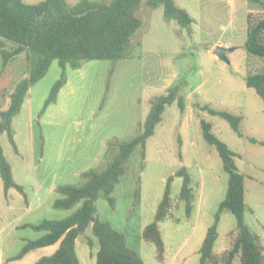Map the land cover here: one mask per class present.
Instances as JSON below:
<instances>
[{
    "label": "rangeland",
    "instance_id": "obj_1",
    "mask_svg": "<svg viewBox=\"0 0 264 264\" xmlns=\"http://www.w3.org/2000/svg\"><path fill=\"white\" fill-rule=\"evenodd\" d=\"M36 3L41 0H24ZM78 0H67L74 4ZM193 18L187 27L166 19L163 6L149 7L141 0L136 15L141 25L132 37L126 55L115 63L107 79L111 62L92 59L79 68L66 66V82L55 102L44 110L53 83L62 69L54 59L46 74L31 85L21 109L12 119L16 151L5 132L0 146L12 168L13 179L21 184L26 201L14 187L4 189L0 175V247L9 257L26 240L45 231L21 224H37L43 219H61L79 204L65 209L53 205L60 197L61 184L80 185L82 172L101 170L114 153L110 141L128 140L141 132L153 97L172 86H180L185 108L177 99L166 105L144 147L137 145L124 164L114 185L111 204L103 195L96 201L101 220L122 232L126 244L137 251L144 264H198L199 248L207 228L214 222L219 202L224 198L228 175L214 145L203 136L200 120L211 124V131L237 153L235 164L244 175V222L264 241V99L245 83L249 66L264 62L249 55L246 40L248 11H258L249 0H174ZM217 45L232 47L228 61L213 53ZM25 54L16 57L0 72V108L6 107L3 91L10 89L26 69ZM203 105L241 116L238 135L218 115L201 109ZM253 137L258 142H251ZM186 167L191 178L193 205L189 215L179 197L182 176L175 173ZM171 206L159 222L165 244V258L156 259L155 245L141 237L153 221L168 177ZM236 221L222 211L217 222L218 236L213 249L223 253L229 247V232ZM91 240V244L88 243ZM58 242L35 248L6 264H33L50 255ZM97 238L91 225L75 240L79 264H95Z\"/></svg>",
    "mask_w": 264,
    "mask_h": 264
},
{
    "label": "trees",
    "instance_id": "obj_2",
    "mask_svg": "<svg viewBox=\"0 0 264 264\" xmlns=\"http://www.w3.org/2000/svg\"><path fill=\"white\" fill-rule=\"evenodd\" d=\"M141 0H78L69 4L67 0H41L27 3L24 0H0V72L16 57L25 54L26 69L10 89L3 91L7 97L6 107L0 108V135L5 132L16 151L13 137L12 119L19 113L31 85L40 80L47 72L51 62L56 59L62 69L60 77L53 83L44 108L56 101L57 94L66 82L65 68H79L84 61L104 59L111 62L106 91L115 63L122 59L130 46L135 32L141 25L136 10ZM149 7L163 6L166 19H174L182 27L193 21L186 9L174 0H145ZM257 5L258 11H248L246 16V52L264 62V0H249ZM245 83L264 99V63L256 68L249 66ZM180 86L175 85L164 94L150 101V108L141 123L142 130L134 137L121 142L110 141L114 153L108 156L101 170L89 169L82 172L85 182L61 184L56 188L60 194L53 205L58 208L78 207L61 219H43L37 224L24 223L35 230L45 233L36 239L26 240L22 248L11 258L23 257L32 249L45 247L58 242V247L50 255L40 257L33 264H79L75 253L77 236L91 225L97 238L98 249L95 264H144L140 255L126 244L125 236L109 222L101 220L96 213L95 201L103 195L111 204L114 185L124 171V164L135 146L144 147L146 139L154 133L155 126L161 121L166 105L177 99L180 111L185 101L180 94ZM212 115L224 118L231 128L241 135L239 124L241 116L225 110H216L208 105L201 106ZM204 140L217 149L222 167L228 175L224 198L219 202L214 222L207 228L199 248L198 264H264L263 238L252 231L244 222L245 187L244 175L235 164L237 153L211 131V124L200 120ZM249 141L258 142L250 137ZM264 145V141H259ZM0 175L4 189L14 187L26 194L21 184L13 179L12 168L0 146ZM175 175L182 176L179 197L184 201L185 212L191 213L193 189L186 167L182 166ZM172 176L168 177L163 196L158 203L153 221L145 225L141 237L155 245L156 259L165 258V244L159 222L164 220L171 206L170 186ZM222 211L231 212L236 221L235 230L229 232V247L223 253L213 249L218 236L217 222ZM91 244V240H88Z\"/></svg>",
    "mask_w": 264,
    "mask_h": 264
},
{
    "label": "water",
    "instance_id": "obj_3",
    "mask_svg": "<svg viewBox=\"0 0 264 264\" xmlns=\"http://www.w3.org/2000/svg\"><path fill=\"white\" fill-rule=\"evenodd\" d=\"M233 48L232 47H223L220 45H217L213 48V53L214 55H216L218 58L224 60V61H228L227 58V53L229 51H231Z\"/></svg>",
    "mask_w": 264,
    "mask_h": 264
},
{
    "label": "crops",
    "instance_id": "obj_4",
    "mask_svg": "<svg viewBox=\"0 0 264 264\" xmlns=\"http://www.w3.org/2000/svg\"><path fill=\"white\" fill-rule=\"evenodd\" d=\"M9 258H11V257L6 255L3 248L0 247V264H6V262L9 260Z\"/></svg>",
    "mask_w": 264,
    "mask_h": 264
}]
</instances>
